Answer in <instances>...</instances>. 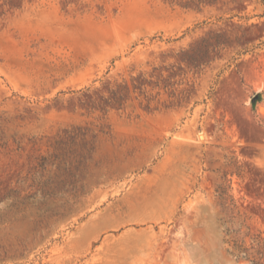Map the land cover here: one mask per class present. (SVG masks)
<instances>
[{
    "label": "rangeland",
    "instance_id": "1",
    "mask_svg": "<svg viewBox=\"0 0 264 264\" xmlns=\"http://www.w3.org/2000/svg\"><path fill=\"white\" fill-rule=\"evenodd\" d=\"M0 264H264V1L0 0Z\"/></svg>",
    "mask_w": 264,
    "mask_h": 264
},
{
    "label": "trees",
    "instance_id": "2",
    "mask_svg": "<svg viewBox=\"0 0 264 264\" xmlns=\"http://www.w3.org/2000/svg\"><path fill=\"white\" fill-rule=\"evenodd\" d=\"M264 1V0H263ZM237 247H239V246H237Z\"/></svg>",
    "mask_w": 264,
    "mask_h": 264
}]
</instances>
